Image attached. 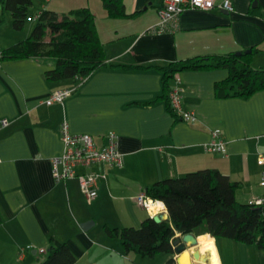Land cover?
I'll return each instance as SVG.
<instances>
[{
	"label": "crops",
	"instance_id": "crops-1",
	"mask_svg": "<svg viewBox=\"0 0 264 264\" xmlns=\"http://www.w3.org/2000/svg\"><path fill=\"white\" fill-rule=\"evenodd\" d=\"M122 1L128 16L116 19L106 15L101 0L39 1L40 9L58 14L80 7L93 12L105 64L81 83L47 81L44 72L54 66L50 59L0 62V120L8 122L0 127V264H38L45 257L39 250L46 251L51 239L68 245L74 264H170L172 258L174 264H264L263 248L210 233L194 235L197 245L187 243L176 254H125L105 229L138 228L154 216L168 220L164 202L157 200L156 209H162L157 213L140 205L139 195L159 180L200 169H217L239 182L240 202L264 195L257 163L264 152V91L247 99H218L215 83L228 76L227 69L184 71L172 86L183 89L182 107L197 119L176 121L165 102L145 104L162 94L161 72L122 67L255 48L252 65L264 68V0H233L236 11L229 14L218 8L186 10L178 27L164 33L150 30L163 0ZM67 87L74 90L61 103H45ZM63 122L72 134H89L97 147L110 132L118 138L120 167L102 163L77 170L105 175L90 203L76 179L52 176L51 160L63 149ZM217 129L226 153L205 149ZM85 222L90 224L83 230Z\"/></svg>",
	"mask_w": 264,
	"mask_h": 264
},
{
	"label": "trees",
	"instance_id": "trees-1",
	"mask_svg": "<svg viewBox=\"0 0 264 264\" xmlns=\"http://www.w3.org/2000/svg\"><path fill=\"white\" fill-rule=\"evenodd\" d=\"M109 18L128 16L122 0H101ZM32 0H0L2 11L9 12L11 26L22 30ZM135 14V13H134ZM130 14V15H134ZM129 15V16H130ZM246 51V50H245ZM232 52L228 55L195 56L166 65L122 66L125 68H155L162 74V94L145 102H165L168 111L181 121L170 103V91L177 76L184 71L227 69L228 76L215 83L218 99L250 98L264 91V68H255L251 53ZM29 58H46L54 66L44 72L47 81L73 80L88 77L105 64L93 12L88 7L71 9L58 14L40 9L34 17L30 34L9 46L0 48V62H14ZM240 183L217 169L207 168L180 177L159 180L147 187L146 196L166 205L170 218L156 222L146 218L140 227L108 228L106 232L120 240L125 254L157 257L176 252L174 246L186 234L200 236L210 233L216 239L229 238L264 249V204L240 202L236 193ZM2 218L0 216V225ZM75 256L65 242L51 239L44 259L38 264H74ZM172 258L170 264H174Z\"/></svg>",
	"mask_w": 264,
	"mask_h": 264
},
{
	"label": "built area",
	"instance_id": "built-area-1",
	"mask_svg": "<svg viewBox=\"0 0 264 264\" xmlns=\"http://www.w3.org/2000/svg\"><path fill=\"white\" fill-rule=\"evenodd\" d=\"M218 8L229 13L236 11L233 0H163L159 8V21L150 30L164 33L173 32L179 23L181 14L186 10L208 11ZM85 77H77L76 82L81 83ZM74 88H61L53 92L46 100V104L54 102L61 103L66 97L70 96ZM183 89L180 86H173L169 97L172 108L179 114L182 121L195 122L197 117L193 112L184 110L182 107ZM5 119L0 120V127L7 125ZM212 140L205 145V149L213 153H226L227 145L221 136L220 130H214ZM60 138L63 149L60 155L51 160V172L54 180L64 181L76 179L79 188L87 203L92 202L97 196L98 183L105 178L102 173L93 171L77 173L79 168L88 169L95 164H108L120 167L122 165V155L118 148V138L110 132L106 135V142L97 147L89 134H72L68 131L67 124L63 122L60 126ZM257 163L261 167L260 185L264 187V152H260ZM140 205L150 210L151 204L160 202L149 198L146 194L138 197ZM251 204H264V195L250 201ZM163 208V207H160ZM162 209H158L157 213ZM176 250V245L174 246ZM44 253L43 249L39 250Z\"/></svg>",
	"mask_w": 264,
	"mask_h": 264
},
{
	"label": "rangeland",
	"instance_id": "rangeland-1",
	"mask_svg": "<svg viewBox=\"0 0 264 264\" xmlns=\"http://www.w3.org/2000/svg\"><path fill=\"white\" fill-rule=\"evenodd\" d=\"M39 1L41 0H32V5L28 8V12H27L28 17L25 21V25L22 30H14L11 26V16L9 12L2 11L0 8V46L1 47L9 46L23 38H26L30 34L31 29L33 27L32 24L34 25V16L40 9ZM28 27L30 28L29 29L30 32L28 31ZM176 252L174 254H176Z\"/></svg>",
	"mask_w": 264,
	"mask_h": 264
},
{
	"label": "water",
	"instance_id": "water-1",
	"mask_svg": "<svg viewBox=\"0 0 264 264\" xmlns=\"http://www.w3.org/2000/svg\"><path fill=\"white\" fill-rule=\"evenodd\" d=\"M222 12L225 13V14H229V12L226 11V10H222ZM251 52H252L251 49H248V50L245 51V53H251ZM241 53H242V52H238V54H241ZM153 218H154V220H155L156 222H160V221H162V219H161L160 216H154ZM89 224H90L89 222L82 223V224H81V228H82L83 230H86V229L88 228ZM187 243H190V244H192V245H197L198 240H197V238L194 236V234H192V233H190V234H186V235H184V236L182 237V240H181V241L176 242V245H177V247H176V251H177L178 253L183 252V251L185 250V248H186V244H187ZM194 257H195L196 259H199V252H196V253L194 254Z\"/></svg>",
	"mask_w": 264,
	"mask_h": 264
},
{
	"label": "bare ground",
	"instance_id": "bare-ground-1",
	"mask_svg": "<svg viewBox=\"0 0 264 264\" xmlns=\"http://www.w3.org/2000/svg\"><path fill=\"white\" fill-rule=\"evenodd\" d=\"M155 206H156V204H151V205H150V209L157 210ZM213 253H214V252H213ZM184 259H185V260H188V259H189L187 254H185ZM212 263H213V262H212ZM184 264H185V263H184Z\"/></svg>",
	"mask_w": 264,
	"mask_h": 264
},
{
	"label": "clouds",
	"instance_id": "clouds-1",
	"mask_svg": "<svg viewBox=\"0 0 264 264\" xmlns=\"http://www.w3.org/2000/svg\"><path fill=\"white\" fill-rule=\"evenodd\" d=\"M214 264H219V261L218 260L214 261Z\"/></svg>",
	"mask_w": 264,
	"mask_h": 264
}]
</instances>
